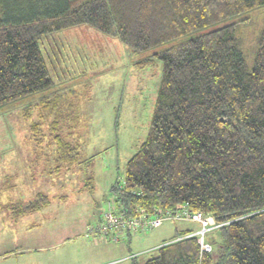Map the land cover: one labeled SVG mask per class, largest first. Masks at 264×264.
Instances as JSON below:
<instances>
[{"label":"trees","instance_id":"trees-1","mask_svg":"<svg viewBox=\"0 0 264 264\" xmlns=\"http://www.w3.org/2000/svg\"><path fill=\"white\" fill-rule=\"evenodd\" d=\"M262 6L264 0H0V107L50 88L41 41L60 30L90 25L149 52L140 67L162 61L149 133L109 202L125 216L181 205L222 225L206 236L211 251L186 229L144 264H264V28L252 65L237 37L247 13ZM41 98L57 103L43 106L55 113L60 160L75 163L78 144L59 131L71 127L60 95ZM37 196L24 208L49 204Z\"/></svg>","mask_w":264,"mask_h":264},{"label":"rangeland","instance_id":"rangeland-1","mask_svg":"<svg viewBox=\"0 0 264 264\" xmlns=\"http://www.w3.org/2000/svg\"><path fill=\"white\" fill-rule=\"evenodd\" d=\"M247 15L237 37L252 65L264 6ZM41 47L53 80L50 88L0 107V255L5 254L0 264H144L165 240L182 230L197 232L200 222L188 219L166 220L132 232L131 239L122 232L117 241L92 230L114 200L112 187L122 183L128 160L149 133L162 61L155 58L140 67L149 52H137L86 24L54 32ZM57 95L72 127L59 131L78 144V157L70 165L60 160L51 129L55 113L43 106L57 103L41 101ZM39 193L49 204L24 208Z\"/></svg>","mask_w":264,"mask_h":264},{"label":"built area","instance_id":"built-area-1","mask_svg":"<svg viewBox=\"0 0 264 264\" xmlns=\"http://www.w3.org/2000/svg\"><path fill=\"white\" fill-rule=\"evenodd\" d=\"M104 218L93 231H98L106 235L110 234L112 231L113 234L110 235V237L112 240L116 241L119 240L120 234L125 230L130 232H142L149 228L159 227L169 219L198 221L201 224V229L195 232V234L198 235L202 251L212 250V245L207 241L206 235L208 232L222 225V223L217 222L215 217L210 214L193 212L181 205H177L174 209L163 210L159 208L153 215H147L145 212H142L135 216H125L124 213L115 214V205L109 202L108 208L104 213Z\"/></svg>","mask_w":264,"mask_h":264},{"label":"crops","instance_id":"crops-1","mask_svg":"<svg viewBox=\"0 0 264 264\" xmlns=\"http://www.w3.org/2000/svg\"><path fill=\"white\" fill-rule=\"evenodd\" d=\"M128 234H129V239H131V236H130L131 233H128ZM4 255H5V254L3 253V254H1L0 256L4 257ZM131 256H132V255H131ZM131 256H129V257H131ZM9 257H10V256H9ZM9 257H8V258H9Z\"/></svg>","mask_w":264,"mask_h":264}]
</instances>
